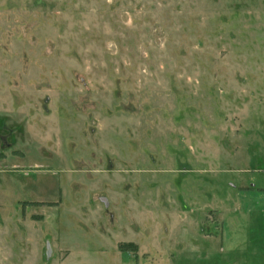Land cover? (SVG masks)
Here are the masks:
<instances>
[{
  "label": "rangeland",
  "instance_id": "obj_1",
  "mask_svg": "<svg viewBox=\"0 0 264 264\" xmlns=\"http://www.w3.org/2000/svg\"><path fill=\"white\" fill-rule=\"evenodd\" d=\"M263 211L264 0H0V264H213Z\"/></svg>",
  "mask_w": 264,
  "mask_h": 264
},
{
  "label": "crops",
  "instance_id": "obj_2",
  "mask_svg": "<svg viewBox=\"0 0 264 264\" xmlns=\"http://www.w3.org/2000/svg\"><path fill=\"white\" fill-rule=\"evenodd\" d=\"M264 213V211L262 212ZM256 227H260V229H264V223L256 226V225H248L245 229V232H252L256 229ZM243 240V244H241L240 249L232 250L227 246L226 250H223L222 254L214 255L212 258L213 264H253L259 263L262 258L261 255L264 254V242L262 243L259 239L256 240L250 237H245ZM255 240V241H254ZM228 241V240H226ZM230 242V241H228ZM235 242V241H233ZM241 243V242H240ZM262 245V247H261Z\"/></svg>",
  "mask_w": 264,
  "mask_h": 264
}]
</instances>
